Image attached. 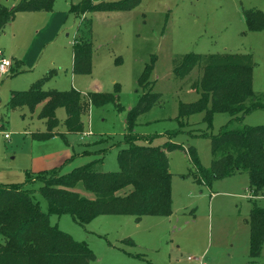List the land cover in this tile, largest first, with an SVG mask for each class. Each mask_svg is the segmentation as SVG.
Wrapping results in <instances>:
<instances>
[{"label":"rangeland","instance_id":"374dc122","mask_svg":"<svg viewBox=\"0 0 264 264\" xmlns=\"http://www.w3.org/2000/svg\"><path fill=\"white\" fill-rule=\"evenodd\" d=\"M79 1L54 0L50 11H25L39 16L31 19L17 12L0 34L2 55L12 57V70L0 75V185L22 182L39 171L67 173L92 162L100 171H116V152L125 146L124 113L142 92L136 81L152 56L149 80L161 96L137 117L133 133L149 138L150 145L170 140L184 148L192 146L199 165L209 167V138L231 116L213 112L207 124L204 113L195 112L179 123L178 105L199 98L196 87L210 56H245L252 66V89L264 94V27L249 30L243 19L245 10L264 14V0H140L131 9L86 12L82 17L69 11V4ZM2 2L11 7L16 0ZM51 12L56 14L44 27ZM85 17L91 22L90 72L76 73L72 43L79 20ZM189 52L200 54L201 61L179 79L172 73L174 60ZM18 55L24 60L15 58ZM48 72L43 89L114 94L124 110H117L112 102L89 104L82 116L83 131L65 133L63 139L59 132H65V111L57 108L59 125L53 132L58 134L34 139L31 133L46 130L44 120L37 117L40 105L34 111L26 106L11 109L9 93L27 89ZM240 117L230 122L232 128L264 124V108ZM167 159L172 173L171 214L143 215L139 221L132 215L105 214L84 225L68 214H50L49 222L94 253L89 264H264V242L258 257L249 255L250 229L245 220L253 205L264 208V193L252 192L246 172L206 186L192 180L195 168L186 152H167ZM73 190L92 196L82 182ZM32 198L47 212V203L37 191Z\"/></svg>","mask_w":264,"mask_h":264},{"label":"trees","instance_id":"16d2710c","mask_svg":"<svg viewBox=\"0 0 264 264\" xmlns=\"http://www.w3.org/2000/svg\"><path fill=\"white\" fill-rule=\"evenodd\" d=\"M54 0H17L11 7L0 0V34L13 19L15 13L25 11H50ZM140 0H80L69 4V11L75 16L86 12L131 9ZM243 19L249 30L264 27L262 11L245 10ZM91 22L81 18L72 43V71L90 72ZM210 56L198 80L199 98L191 103L180 102L175 119H183L195 112H203V120L209 124L213 112H226L231 118L218 134L210 136L211 163L201 167L195 149L184 148L181 144L165 141L161 146L150 145L149 138H138L133 132L137 117L149 110L160 98L153 91L149 76L154 59L146 63L137 78L141 94L136 103L125 110L124 135L116 152L118 169L100 171L94 162L75 167L67 173L58 169L39 171L28 175L18 183L0 185V264H89L95 259L94 253L82 242L49 222L50 214H68L78 224L84 225L99 215H132L139 221L143 215L167 216L172 212L167 152L183 150L190 157L195 172L191 174L195 183L209 186L216 179L235 172H246L253 193H264V124L242 125L232 128L230 122L240 120V115L264 108V94L252 89V66L245 56ZM201 55L194 52L174 60L172 73L182 79L200 61ZM17 63V62H15ZM12 66V64H11ZM12 70V67H10ZM51 73V72H50ZM49 72L36 79L25 90H11L8 106H26L30 111L40 105L37 117L44 120L46 130L31 133L32 138H52L59 125L57 108H63L65 133L83 131L82 116L89 104H115L117 110L124 107L117 102L114 94L86 92L75 89H43V82ZM56 134V135H57ZM200 133L198 135H204ZM143 139V143L136 140ZM94 164V165H93ZM95 166V167H94ZM185 177V176H183ZM78 182L92 196L85 197L73 190ZM35 184H38L35 188ZM37 191L47 203V212L41 210L32 198ZM257 195V194H256ZM249 225V255L259 256L264 242V208L253 205L245 219ZM123 241L133 243L131 238Z\"/></svg>","mask_w":264,"mask_h":264},{"label":"built area","instance_id":"2783aa9c","mask_svg":"<svg viewBox=\"0 0 264 264\" xmlns=\"http://www.w3.org/2000/svg\"><path fill=\"white\" fill-rule=\"evenodd\" d=\"M11 60L7 57H4L0 51V75L8 73V70L11 67ZM8 134H5L4 137H7Z\"/></svg>","mask_w":264,"mask_h":264},{"label":"crops","instance_id":"0c3cea01","mask_svg":"<svg viewBox=\"0 0 264 264\" xmlns=\"http://www.w3.org/2000/svg\"><path fill=\"white\" fill-rule=\"evenodd\" d=\"M17 1V0H16ZM22 13H26V12H22ZM60 13V12H59ZM56 13H49V14H47L48 16H46L47 18H46V21H45V23H44V27H46V25H48L52 20H53V18H54V15H55ZM26 15H30V16H24V17H27L28 19H31V18H36V17H39V16H35L34 15V13H26ZM9 24V23H8ZM15 34H13V36H14ZM12 58V57H11ZM11 58H9L10 60H11ZM15 58H19V59H23L24 60V55L23 56H16ZM20 60V61H21ZM15 61H17V60H15ZM11 62H12V60H11ZM20 63L19 62H17L16 63V65H19Z\"/></svg>","mask_w":264,"mask_h":264}]
</instances>
